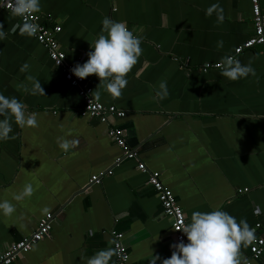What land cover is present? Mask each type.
I'll return each mask as SVG.
<instances>
[{
  "label": "crops",
  "instance_id": "obj_1",
  "mask_svg": "<svg viewBox=\"0 0 264 264\" xmlns=\"http://www.w3.org/2000/svg\"><path fill=\"white\" fill-rule=\"evenodd\" d=\"M216 3L221 23L215 11L206 15ZM38 14L60 26L56 39L74 65L87 60L105 16L141 38L142 54L119 98L94 74L84 78L97 101L125 112L115 124L132 128L136 143L126 141L138 159L114 165L121 149L107 136V124L79 115L77 90L34 37L19 34L18 17L0 9V94L22 101L38 121L36 128L13 123L15 138L0 140V199L16 205L12 217L0 216V252L34 230L43 207L54 216L50 235L11 264H85L97 250L112 248L113 229L123 233L127 264H148L152 254L169 258L170 220L139 161L160 173L187 223L193 211L221 209L246 219L255 236L264 234V46L235 56L254 76L229 81L218 67L201 69L252 35L250 0H41ZM28 76L43 95L31 94ZM161 81L168 90L162 100L156 97ZM58 137L79 143L63 152ZM95 175L99 180L90 182ZM25 183L33 184L32 197L12 200ZM248 249L241 248L243 258ZM251 264H264V252Z\"/></svg>",
  "mask_w": 264,
  "mask_h": 264
},
{
  "label": "clouds",
  "instance_id": "obj_2",
  "mask_svg": "<svg viewBox=\"0 0 264 264\" xmlns=\"http://www.w3.org/2000/svg\"><path fill=\"white\" fill-rule=\"evenodd\" d=\"M11 15L19 17L23 22L17 27L22 36L33 37L39 31L36 23L29 22L27 17L41 12V0H4ZM215 11L218 23L223 22V9L219 4H212L206 9V15ZM100 32L86 53L87 60L83 64H76L71 72L77 78L83 79L95 75L104 91L113 98H119L122 90L128 84L127 74L137 63L142 54L141 38L134 35L125 22L116 21L105 16L101 20ZM5 38V32L0 27V40ZM222 42H217V47ZM221 69L220 74L229 81H237L248 76H254L255 70L250 65H242L232 56H224L217 63ZM29 68L27 63L21 65L20 71ZM32 81L31 94L43 95L40 82L28 76ZM168 96L166 82L159 83L156 97L165 99ZM99 92H97V98ZM0 140L13 139L9 136L13 123L21 128H36L38 126L37 114L27 113L25 105L16 97H6L0 94ZM79 141L75 138H57L58 147L63 152L74 148ZM34 192L32 183H25L22 190L14 193L12 200L20 202L31 198ZM48 207L41 209L42 214H48ZM16 213V205L8 199H0V216L12 217ZM186 237L187 243L182 240L170 245L173 249L169 258L161 259L154 256L148 264H241L243 254L241 248H247L255 239V229L250 227L246 219L237 221L236 217L227 211L216 209L211 211H193L190 222L180 228ZM113 248H102L86 259L85 264H116L112 259L115 255ZM245 264H247L245 259Z\"/></svg>",
  "mask_w": 264,
  "mask_h": 264
},
{
  "label": "built area",
  "instance_id": "obj_3",
  "mask_svg": "<svg viewBox=\"0 0 264 264\" xmlns=\"http://www.w3.org/2000/svg\"><path fill=\"white\" fill-rule=\"evenodd\" d=\"M264 0H250L251 3V21H252V35L248 37L242 44L235 47L232 56L240 54L246 49L255 46H264V12L261 8V2ZM0 9L9 11V7L0 0ZM20 23L23 21L18 17ZM29 22L36 23L39 26V31L36 36H33L37 42L43 47L48 58L53 65L61 70L65 82L75 88L81 99V106L78 109L79 115L83 117H91L98 119L100 122L107 124V136L121 149V154L115 159L114 165L117 166L125 159H138L137 152L131 148L126 141L124 129L115 124L116 119L124 118L125 112L117 109L114 105H104L97 101L92 95V88L88 82L83 78H77L71 72L75 66L68 63L65 59V53L60 48L56 39V34L60 31V26L48 25L43 21L40 15L34 14L27 17ZM217 67L216 64L205 63L201 69L206 70L209 67ZM137 169L148 173L147 183L153 187L156 196L160 203L162 213L170 220L171 237L173 243L183 241L187 243L186 237L182 234L180 228L187 224L181 207L178 205L173 193L163 185L160 180V173L157 171H149L142 162H138ZM107 173H111L108 170ZM99 180V175L92 176L90 182ZM54 216L51 213L40 217L36 223L34 230L21 239L9 244L0 252V264H11L22 252L28 251L32 246L41 239L50 235L52 222ZM255 228H260V224L256 223ZM112 248L115 250L114 261L116 264H127L129 253L127 247L123 243V233L113 229L111 231ZM249 255L242 259L241 264H251L253 259H258L264 252V234H256V239L249 245Z\"/></svg>",
  "mask_w": 264,
  "mask_h": 264
},
{
  "label": "water",
  "instance_id": "obj_4",
  "mask_svg": "<svg viewBox=\"0 0 264 264\" xmlns=\"http://www.w3.org/2000/svg\"><path fill=\"white\" fill-rule=\"evenodd\" d=\"M120 127L124 128V134H125V136H127L128 144H131V145L135 144L136 143V139L134 138V133L132 131V128H129L131 130H128L126 128V126H124V125L120 126Z\"/></svg>",
  "mask_w": 264,
  "mask_h": 264
}]
</instances>
